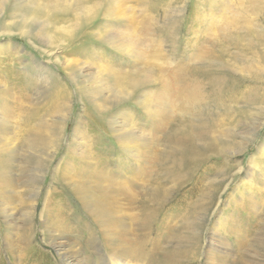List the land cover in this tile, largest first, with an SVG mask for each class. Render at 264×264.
Masks as SVG:
<instances>
[{"label": "rangeland", "instance_id": "374dc122", "mask_svg": "<svg viewBox=\"0 0 264 264\" xmlns=\"http://www.w3.org/2000/svg\"><path fill=\"white\" fill-rule=\"evenodd\" d=\"M0 80V93L7 90L12 106L24 104L34 110V116L21 124V116H16L20 107L8 112L0 108V120L11 126L0 132V171L19 177L6 188L8 216L0 203V264H64L60 247L78 255L77 220L86 221L88 213L73 192L78 179H66L73 177L70 166L74 171L82 159L89 162V157L103 154L112 156L110 162L116 166L128 157L127 146L125 150L121 145H128L130 139L119 125L120 118L128 114L133 129L146 117L143 103L151 102L157 92L160 124L155 135L161 136L157 150L167 148L162 143L168 140L166 134L193 119L208 124L202 146L211 157L201 170V188L197 177L191 176H180L190 179L176 186L160 166L151 165L159 174L150 175L151 184L147 183L150 190L160 188L158 210L161 222L168 223L163 246L167 251L192 243L198 246L203 236L200 257L197 252L187 264H218L214 253L222 256L224 264L241 260L264 264V210L251 217L233 209V200L245 188L242 182L252 177V187L264 186L260 154L264 150V0H0ZM27 80L31 81L29 95L19 103L15 89L26 87ZM194 93L199 102L188 107ZM30 118L34 127L44 128L42 147L28 144L24 129ZM81 129L86 133L79 137ZM229 142L233 146L226 145ZM211 143L220 154L209 150ZM242 143V149H237ZM222 144L231 152H222ZM87 149L89 159L81 158L79 152ZM9 157L7 166L4 159ZM56 169L60 180L53 181ZM226 173L231 174L227 182ZM150 177L156 180L151 182ZM190 188L189 199L177 203ZM200 189L205 196L198 194ZM46 191L50 202L44 200ZM193 195L206 204L190 213ZM181 207L186 213L176 216ZM232 212L238 230L250 225L248 234L218 228L223 215ZM58 219L61 226H56ZM33 222L34 232L25 242L19 234ZM161 257L159 264H166L167 258Z\"/></svg>", "mask_w": 264, "mask_h": 264}, {"label": "bare ground", "instance_id": "6f19581e", "mask_svg": "<svg viewBox=\"0 0 264 264\" xmlns=\"http://www.w3.org/2000/svg\"><path fill=\"white\" fill-rule=\"evenodd\" d=\"M24 77H25V75H24ZM30 80L32 81L33 79L31 78ZM30 80H27V86L26 87H24V88L18 87V89H15V90H18V92H17L18 97L16 98L18 102H19L18 99H20V100L27 99V96L29 95V93H28L29 92L28 91L29 85L31 83ZM0 81L2 82V80H0ZM47 82H49V81H47ZM4 83H3V85H5ZM42 84H44V82H42ZM37 85H38V83H37ZM4 90H6V89H3L1 91V93H3ZM8 96L9 95L7 94V90L4 92V94H2V96L0 95V100H2V102H0V108H3L4 112H8V111H10V109H17V107H20V104H17V103H16V106H12L11 101L9 100L10 97L8 98ZM14 98H12V99H14ZM159 101H160V95L158 92L153 94V100L151 99V102L149 99L145 100V103H143V105H144V114L146 115V117L144 119H142L140 123L137 121L138 122V123H136L137 126L133 127V129L129 128V126L132 125L133 122H131L132 120H130V118H128V116H127L128 114H126V119L124 118L125 116L120 118L119 125L123 128V130H125V132L128 131L127 133L129 135V139H130V140L126 141L128 143V145H121V144L120 145H121V148H123L125 150H126L125 146H127V150L131 156L127 152L128 153L127 155H129V156L126 158L123 157L122 159H119L121 162L119 161V163L116 166H113V164L110 162V160H111L110 157L113 158L112 156H110L108 154H103L104 156L98 157L96 155L94 157H89V158H91V160L89 162H85L82 159V161L79 162V165L75 167L74 171H72L73 166L71 165L70 170H71V173H73V177L71 179H70V177L67 178V176H66L67 172L63 173L66 176L67 180L69 179L72 181L75 178L78 179V181L76 180L77 182L74 181V184H75V182L78 183V187H76L77 188L76 189L74 186L75 190L73 192L78 197V199L81 203V206L84 207L88 213V219L86 221L82 220L80 218H79V220H77L79 222V227L77 229L76 235H77V237H79L81 239V241L79 243L78 255L76 254L77 256H75L72 253V251H68V249H66L65 247H60L58 249V251H60L59 254H60L61 260L64 264H159L160 262L157 260L162 259V257H161L162 254H163V257L167 258L166 260L168 262L166 261V264H184V263L187 264V263H190L191 261H193V258L195 257L197 252L199 253V255L197 254V256L200 257V253L202 251V246H203V244H202L203 243V236H202V241L199 243L198 246H196V244L192 243L189 246L185 245V248H174V250H171V251L170 250L167 251L168 248L166 249L165 246H163V244H162L163 232L165 231V229H166L165 227L167 226L168 223H166L165 220L161 222L162 214H160V210H158V205L160 204L159 198L161 197V194H160L161 190H160V188H156L155 190H150L151 187L149 186V184H151V183H150V181H148V177L150 175H152L153 173H155V170H153L154 166H151V165H155L154 163H156L157 166H160L161 172L165 175V177L170 176L174 179V184L176 186L185 185L187 180L190 179V177L181 178L180 176L197 177V180H196L197 187L201 188L202 186H204V183L201 181L202 180L201 170L205 169L207 167L208 161L211 158L209 156V154L207 153L208 148L206 149L202 146L203 142H204L203 140L206 137H208V132H209V129L207 126L208 124H206L205 122L196 121L193 119L187 121L183 125V127H181V129L179 131H177L171 135H170V133L166 134L165 137L168 140L163 139L162 143L165 145V147L167 146V148L164 151L159 152L157 150V148L155 147V145H158L159 142L161 143V141H160L161 136L157 134V136H159L157 138V136L155 135L156 131L158 130V126L160 124V121L158 118L159 117L158 109L156 107L159 104ZM198 102H199L198 95H195V93H194L189 98L187 105H188V107H192V106H194V104L196 105ZM141 103H142V101H141ZM20 109H22L26 113H24V114H22V112L19 113L18 110H20ZM32 109H33L32 107H27L26 105L23 104V107H20L17 110L16 116H18V115L21 116V124L23 123L24 119L28 118L29 115L31 116V118L34 116V110H32ZM122 113H124V112H122ZM10 116H15V115L10 114ZM31 118L26 121V127L24 126L25 127L24 131H26V135H28L27 139L29 140V142H28L29 145L30 144L32 146H33V144L39 145V143H42V141L44 140V136L46 137V135H44L45 131L41 125L34 127V125L29 122L31 120ZM139 118H141V117H139ZM185 118H186V116H185ZM131 119H133V118H131ZM5 123H7V124H5ZM4 127H5V131H6V130H9V128L11 126L5 120H0V132L1 133H2V131H4L3 130ZM111 131H113V130L111 129ZM84 133H86L85 130L83 131L81 129L80 131H78L79 137L82 134L84 136ZM106 133H107V131H106ZM254 136H255V134H254ZM121 137H123V136H121ZM77 138H78V136H77ZM250 139L251 138H249V140ZM90 141L91 140L89 139L87 142V143H89V145H90ZM210 142H212V141H210ZM84 144H86V143H84ZM40 145L42 147V144H40ZM222 145H224V144H222ZM226 145L233 146V143L229 142ZM226 145H224L223 147L221 146L222 152L223 151L225 152V150H228V152H231L229 147H225ZM234 146L236 147V145H234ZM242 146H243V143L241 145H239L237 147V149H242ZM217 147L218 146H216V145L213 146V144L211 143L209 146V150H211L212 152L214 151V153L216 155H218V154H220L219 152H221V151L218 152V150H216ZM8 152H10V151H8ZM54 152L56 153V151H54ZM90 152L91 151H89V149H87V150H83L79 153L81 154V158L83 157V158L89 159L86 157V155L88 156L90 154ZM11 153H12V151H11ZM11 153H8V154H11ZM260 154L262 155V157H264V150L261 149ZM117 157H119L118 154H117ZM132 159H133V162H132ZM251 159H252V157H251ZM4 161H5V164L8 166V164H10V162H11V158L9 157L8 159H4ZM212 168L215 169L216 167L212 166ZM62 170H63V168H62ZM240 170H241V167H239L237 173L240 172ZM57 172H58V169H56V171L53 174V181L56 178H57L56 180H60V174L61 173H59V175H58V174H56ZM183 172H186V173L182 174ZM155 174L158 175L159 171H156ZM230 175H231L230 173L229 174L226 173V177L225 178L223 177L225 182H227L229 180ZM17 178L18 179L9 177V173L7 172V170L4 172L0 171V190H1L0 203L3 207L2 208L3 211L5 209H7V201L6 200L8 198V194L6 193V188L9 187L12 183L16 184L17 181L19 180V177H17ZM150 178H152V177H150ZM155 178L156 177L152 178V180L151 179H149V180H151V182H152V181L156 180ZM27 181H28V179H27ZM249 181L253 182L254 180L251 177V178H249V180L247 182H242V187L244 186L245 188L244 189L241 188L242 194L239 192L241 194V195H239V198L233 200V207H234L233 209H235V210L239 209L240 211L247 212V214L249 216L251 214V217H252V215H254V214L257 215V214H259L260 211L264 210V186L263 187L261 186L262 188L259 187L260 189H256L257 186L255 188L252 187L250 184L251 182L249 183ZM41 182H43V179L40 181V184L36 188L37 197H38L40 189L43 185V183H41ZM63 182H64V180H63ZM147 182H149V184ZM158 183H162V180L159 181ZM138 185H140V186H138ZM257 185H258V183H257ZM136 186H138V187H136ZM239 186H240V184H239ZM246 187H248V188H246ZM190 190H191V188L188 191H186L185 193L181 194L179 196V198H177V203L180 202L181 199L183 200V197L186 200L189 199L188 192ZM48 191H46L44 193V200H45V198H47V195H49V193H50ZM202 191L203 190L200 189L198 191V194L202 193L200 195L205 196L206 191H203V192ZM56 193H59V192H56ZM193 196H194L193 200L190 201V203L188 204L190 206V209H188L187 212L190 211V213H194L197 209L202 208V206L204 204H206V201H202L201 198L200 199L197 198V195H193ZM37 197L35 198V202L37 201ZM59 197H61V195ZM210 197H212V196H210ZM65 198H66V196H65ZM50 199H49V197L47 198L48 201ZM56 203H54V205ZM81 206H79V207H81ZM46 207H48V206H46ZM51 208H52V206H51ZM46 210H49V209H46ZM58 210H60V209H58ZM78 210H79V208H78ZM182 211H185V209L183 207L178 208L177 212H176V216L178 214H181ZM4 212L8 216V213L6 211H4ZM51 212H52V210H51ZM185 213H186V211H185ZM53 215H54V213H53ZM29 216H31V215L29 214ZM228 220H230V221L232 220L231 226H229L230 224L227 223ZM188 221H190V220H188ZM225 223H227V224L224 225ZM233 223H235V225H233ZM73 225L74 224H72V226ZM183 225H185V224H183ZM217 225H218L219 229L223 228V230H225L226 228H231V229L236 230V231L238 230L236 220L233 219V212L229 216L223 215V220L220 221V223ZM56 226H61L60 219H58ZM34 228H35V223L33 222L32 225H28V226L24 227V229L21 231V234H19L21 237H23V240L25 242H27V239L29 238L30 232L31 231L34 232ZM72 228H74V227H71L70 229L72 230ZM250 228H251L250 225H249V227L243 226L241 228L243 231L241 229H239L238 233L244 232V233L248 234L250 231ZM184 229H186V227ZM9 233H11V232H9ZM33 235H34V233H33ZM194 238H195V240L193 242L197 241V238L196 237H194ZM6 239H7V237H6ZM221 243H222V241H219V244H221ZM215 244H217V243H215ZM70 245H72V244H70ZM87 245H89V247ZM175 247H177V246H175ZM72 248H73V245L71 246L70 249H72ZM30 249L32 250L31 247H30ZM213 255H215L213 257V259H215V261H217L218 264H224L225 261L223 262L222 261L223 259H220V257H222V256L217 255L215 253ZM147 257L149 258V260H147ZM158 257H160V258H158ZM209 258H212V257H209ZM24 261H25V259H24ZM240 264H248V262H244L241 260Z\"/></svg>", "mask_w": 264, "mask_h": 264}]
</instances>
